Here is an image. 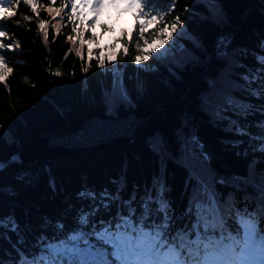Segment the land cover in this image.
Returning a JSON list of instances; mask_svg holds the SVG:
<instances>
[{"label": "trees", "instance_id": "trees-1", "mask_svg": "<svg viewBox=\"0 0 264 264\" xmlns=\"http://www.w3.org/2000/svg\"><path fill=\"white\" fill-rule=\"evenodd\" d=\"M37 2L42 5L40 19L50 21L46 42L35 17L30 22L22 19L31 15L22 2L15 19L0 22L7 29L0 42L13 45L0 50L13 68L8 81L0 82V159L21 150L42 131L71 132L92 110L109 112L106 96L112 94L114 69L120 71L128 99L118 100L110 113H122L138 104L163 106L144 121L128 143L88 149L71 157L13 163L0 171V216H14L20 229L19 233L0 229V264H20L24 253L37 247L42 250L41 238L52 234L57 221L72 226L76 210L88 204L77 195L85 187L97 193L115 191L113 181L122 178L123 198L135 191L139 199L146 187L155 185L159 191V181L164 185L162 195L179 216L190 196L184 145L193 136L203 145L209 158L206 166L212 171L244 174L247 160L237 153L247 148V138L225 131V122L216 119L203 98L225 90L230 82L241 83L246 72L259 69L256 57L264 54V0H215L218 9L211 0H176L173 15H180L184 26L179 47L163 56L152 55L140 66L122 51L112 63L103 55L104 67L97 59L99 47L85 44L83 60L75 55L78 44L66 41L71 24L53 40L52 25L67 21L49 16L43 10L46 0ZM60 2L67 0H58L55 6ZM154 2L160 8L166 6V0ZM115 18L94 23L100 33L109 35L112 45L121 33L126 40L133 30L115 27ZM91 35L87 32L85 39ZM225 35L230 41L226 59L217 49ZM90 47L93 57L88 63ZM69 49L72 51L65 58ZM82 65L90 70L83 73ZM57 70L62 73L59 77L54 74ZM234 94L251 100L240 91ZM248 119L258 120L259 116ZM233 140L244 143L236 147L229 143ZM217 187L225 194L231 191ZM116 207L113 204L111 210ZM40 254L36 252L37 257Z\"/></svg>", "mask_w": 264, "mask_h": 264}, {"label": "snow or ice", "instance_id": "snow-or-ice-1", "mask_svg": "<svg viewBox=\"0 0 264 264\" xmlns=\"http://www.w3.org/2000/svg\"><path fill=\"white\" fill-rule=\"evenodd\" d=\"M21 2L31 12L22 19L30 22L35 17L46 42L50 21L40 19L42 5L37 0H0V22L15 19ZM46 2L43 10L52 19L67 21L52 25L53 40L71 24L66 41L74 46L78 44L75 55L81 60L85 44L96 42L95 33L90 39L85 36L104 7L123 6L124 12L133 13L135 21L127 39H123V33L117 39L120 47L108 56L109 63L115 62L122 51L124 57H131L140 66L153 54L166 53V45L183 26L181 16L173 15L176 0H166L164 8L157 6L154 0H67L60 2L59 7L55 6L58 0ZM211 2L218 9L215 0ZM6 35L7 29L0 23V38ZM229 44L226 35L218 41V52L225 59ZM5 48L12 49L13 45L0 42V50ZM71 51L65 53V58ZM88 55L90 63L91 47ZM97 59L99 66L104 67L103 54ZM256 60L259 69L246 72L241 83L230 82L225 90L203 98L216 119L225 122V131L247 138V148L237 153L247 160L244 174L221 175L212 171L206 166L209 158L203 145L193 136L184 145L189 169L186 188L190 189V196L179 216L162 195L164 185L159 181H156L159 191L155 185L152 189L146 187L139 199L135 191L127 199L123 198L122 178L113 181L117 185L115 191L103 189L97 193L85 187L77 195L88 204L76 210L72 226L57 221L52 234L41 238L42 250L37 247L24 253L20 264H264V54ZM89 70V66L82 65L83 73ZM12 73L13 68L0 54V82L6 83ZM54 74L62 75L59 70ZM236 91L251 100L236 96ZM127 99L120 71L114 69L112 94L106 96L109 112L118 100ZM254 100L259 103H253ZM255 116L259 119H248ZM252 128H256V132H252ZM229 143L238 147L244 141ZM19 159L17 155L9 160L0 159V171ZM218 185L231 191L222 193ZM113 204L117 205L115 211L111 210ZM0 229L20 231L11 215L0 216ZM36 252L41 254L37 257Z\"/></svg>", "mask_w": 264, "mask_h": 264}, {"label": "water", "instance_id": "water-1", "mask_svg": "<svg viewBox=\"0 0 264 264\" xmlns=\"http://www.w3.org/2000/svg\"><path fill=\"white\" fill-rule=\"evenodd\" d=\"M162 106L138 104L118 114L95 109L75 130L67 133L42 131L30 144L12 155L19 156L16 163H29L71 157L88 149L116 147L130 142L144 121ZM12 155L3 159L9 160Z\"/></svg>", "mask_w": 264, "mask_h": 264}, {"label": "rangeland", "instance_id": "rangeland-1", "mask_svg": "<svg viewBox=\"0 0 264 264\" xmlns=\"http://www.w3.org/2000/svg\"><path fill=\"white\" fill-rule=\"evenodd\" d=\"M108 7H104L100 14L96 17V20H98L99 18L103 17L104 18V9H106ZM111 10H120L119 15L116 18V24L115 27L119 26V25H124L127 28L132 30V25L134 24V19H133V13L132 12H124L123 11V6H121L120 8H109ZM126 18H125V17ZM184 26H182V28L173 36V39L171 41L168 42V44L166 45L167 47V52L166 53H170L171 51H173L174 49H176L177 47H179L181 45L180 43V36H183L184 32H183ZM88 33H96V42L95 44H90L91 47H99V53L100 56L101 54L105 55L107 58L108 56H110L120 45L116 42L114 45L109 44V35L106 32H102L100 33L98 30V27L93 25L91 27V29L88 31ZM91 37V36H90ZM90 37H88V39H90ZM109 39V40H108ZM161 52L163 53V50H161ZM166 53L160 55V54H153L154 56H163ZM143 65V63H142Z\"/></svg>", "mask_w": 264, "mask_h": 264}, {"label": "bare ground", "instance_id": "bare-ground-1", "mask_svg": "<svg viewBox=\"0 0 264 264\" xmlns=\"http://www.w3.org/2000/svg\"><path fill=\"white\" fill-rule=\"evenodd\" d=\"M125 17V16H124ZM126 18V17H125Z\"/></svg>", "mask_w": 264, "mask_h": 264}]
</instances>
